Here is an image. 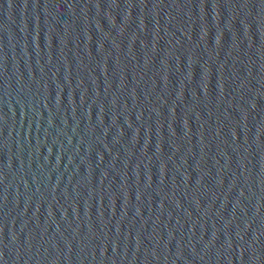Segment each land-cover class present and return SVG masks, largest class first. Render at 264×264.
Instances as JSON below:
<instances>
[{
	"label": "water",
	"instance_id": "water-1",
	"mask_svg": "<svg viewBox=\"0 0 264 264\" xmlns=\"http://www.w3.org/2000/svg\"><path fill=\"white\" fill-rule=\"evenodd\" d=\"M0 264H264V0H0Z\"/></svg>",
	"mask_w": 264,
	"mask_h": 264
}]
</instances>
